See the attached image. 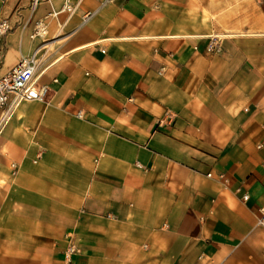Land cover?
I'll list each match as a JSON object with an SVG mask.
<instances>
[{"label":"crops","instance_id":"0c3cea01","mask_svg":"<svg viewBox=\"0 0 264 264\" xmlns=\"http://www.w3.org/2000/svg\"><path fill=\"white\" fill-rule=\"evenodd\" d=\"M0 18L1 72L38 49L48 85L0 107V264H264V0Z\"/></svg>","mask_w":264,"mask_h":264},{"label":"built area","instance_id":"2783aa9c","mask_svg":"<svg viewBox=\"0 0 264 264\" xmlns=\"http://www.w3.org/2000/svg\"><path fill=\"white\" fill-rule=\"evenodd\" d=\"M11 30L10 24L6 18H0V41ZM39 34L38 30L34 35ZM3 45V44H2ZM0 46V52L4 51V47ZM209 50H213V45H208ZM2 56L0 55V107L6 105L16 106L24 100H43L46 96L48 85H38L36 83L37 71L39 67L38 49L27 56H22L18 62L8 71L1 72ZM162 69L160 70V73ZM81 116V112L76 113ZM260 146V145H259ZM243 200L248 198L247 194L242 195ZM259 222H264V217L259 219ZM78 252L77 245L70 240L64 250V255L67 261H70L73 254Z\"/></svg>","mask_w":264,"mask_h":264}]
</instances>
